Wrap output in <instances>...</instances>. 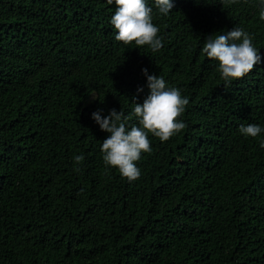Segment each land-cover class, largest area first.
<instances>
[{
    "label": "trees",
    "instance_id": "trees-1",
    "mask_svg": "<svg viewBox=\"0 0 264 264\" xmlns=\"http://www.w3.org/2000/svg\"><path fill=\"white\" fill-rule=\"evenodd\" d=\"M173 3L146 0L153 52L115 39L107 0H0V264H264V133L239 132L264 128V63L225 87L202 54L236 26L264 56L261 0ZM145 68L188 98L186 127L148 133L129 182L92 113L131 114Z\"/></svg>",
    "mask_w": 264,
    "mask_h": 264
},
{
    "label": "clouds",
    "instance_id": "clouds-1",
    "mask_svg": "<svg viewBox=\"0 0 264 264\" xmlns=\"http://www.w3.org/2000/svg\"><path fill=\"white\" fill-rule=\"evenodd\" d=\"M109 5L115 3V13L110 23L117 31L115 39L130 45L150 46L153 52L163 45L157 38L158 27L154 26L153 9L146 4V0H107ZM159 13L168 15L174 8L173 0H154ZM259 15L264 19V0H261ZM202 54L218 62V71L225 81V87L232 81L238 80L250 73L259 63H264V56L254 46L249 33L242 28L234 27L222 31L220 35H209L204 39ZM147 79L148 94L143 103L135 104L132 113L125 115L120 110L111 109L109 114L102 118L101 111L92 113V119L99 125L101 131L110 135L101 143V152L106 166L116 168L122 177L129 182L137 180L141 172L136 166L141 153L151 150L148 133H152L161 141H167L174 134L186 127L177 118L188 105L187 97L175 87H167L163 77L149 74L147 68L142 69ZM138 88L137 92H143ZM95 95V93H93ZM135 117L137 123L128 125V121ZM239 132L245 136L257 137L264 133V128L257 124H241ZM264 148V140L260 142ZM84 160L83 155L74 156L78 165ZM75 171L80 169L74 168Z\"/></svg>",
    "mask_w": 264,
    "mask_h": 264
}]
</instances>
